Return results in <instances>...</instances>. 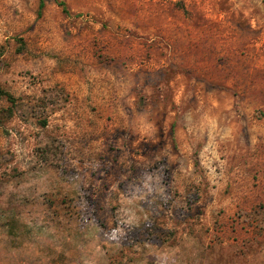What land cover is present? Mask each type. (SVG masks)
Masks as SVG:
<instances>
[{
	"label": "rangeland",
	"instance_id": "1",
	"mask_svg": "<svg viewBox=\"0 0 264 264\" xmlns=\"http://www.w3.org/2000/svg\"><path fill=\"white\" fill-rule=\"evenodd\" d=\"M42 1L0 0V264H264V0Z\"/></svg>",
	"mask_w": 264,
	"mask_h": 264
},
{
	"label": "trees",
	"instance_id": "2",
	"mask_svg": "<svg viewBox=\"0 0 264 264\" xmlns=\"http://www.w3.org/2000/svg\"><path fill=\"white\" fill-rule=\"evenodd\" d=\"M57 1V0H56ZM59 3V2H58ZM60 4H61V2H60ZM42 5H43V1L42 0H40V3H39V9L42 7ZM38 13H40V10L38 11ZM44 123V122H43Z\"/></svg>",
	"mask_w": 264,
	"mask_h": 264
}]
</instances>
